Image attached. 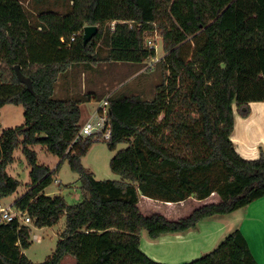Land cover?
Here are the masks:
<instances>
[{"label":"trees","instance_id":"obj_1","mask_svg":"<svg viewBox=\"0 0 264 264\" xmlns=\"http://www.w3.org/2000/svg\"><path fill=\"white\" fill-rule=\"evenodd\" d=\"M65 13L47 9L31 22L20 0H0V61L10 65L11 80L0 74L1 109L24 106L23 124L0 131V201L20 181L8 172L18 148L30 166V182L14 204L36 227L53 226L64 215L66 227L53 254L42 263L24 250L31 231L15 220L0 223V264H168L141 249V233L151 239L185 233L210 217L230 214L264 197V152L244 158L232 140L235 111L246 117L251 102L264 101V0H71ZM87 25L98 33L84 44ZM159 33L165 55L157 61L164 77L152 99L108 95L111 158L121 180H99L82 158L100 134L76 140L83 102L94 92L57 98L56 84L74 66L93 69L100 61L143 63L157 57L147 41ZM74 36V40L72 37ZM100 42L108 48L105 55ZM31 78L34 93L20 82L15 66ZM105 97V98H106ZM101 99V98H100ZM104 99V98H103ZM101 99V100H103ZM67 161L79 174L82 199L68 205L45 189L55 170L38 162L34 146ZM203 204L176 220L146 215L140 199ZM181 264H259L240 229L211 252Z\"/></svg>","mask_w":264,"mask_h":264},{"label":"rangeland","instance_id":"obj_2","mask_svg":"<svg viewBox=\"0 0 264 264\" xmlns=\"http://www.w3.org/2000/svg\"><path fill=\"white\" fill-rule=\"evenodd\" d=\"M20 1L23 3L31 22H34L44 10L53 9L65 13L71 6V0ZM149 39L153 42L157 51V57L154 59H149L141 64L103 60L93 64V69L82 68L79 92H83V94L94 92L99 98L83 102L81 125L97 110L102 103L101 99H105L106 95H137L143 99H152L156 86L161 83L164 77L163 67L157 61L165 55V50L163 38L159 33L148 35L147 41ZM98 49L102 55H105L108 48L103 42H100ZM71 70L69 68L67 73ZM0 74L4 79L11 80L14 72L9 64L0 61ZM24 121V106L22 104L9 103L2 107L0 131L21 125ZM126 146V144H119L116 150H110L106 140L100 139L92 144L83 156L82 163L93 172L96 179L121 180V176L111 169L110 161L118 150ZM34 149L38 155V162L49 166L51 170H55L52 184L45 189L46 194L50 196L61 195L68 205L81 201L82 184L79 174L71 169L67 161L62 162L60 167L57 168L61 158L48 152L44 146L37 145L34 146ZM14 157L16 160L8 167V172L20 181V186L14 194L5 198L4 202L6 204L24 194L30 182V166L21 147L16 149ZM219 200V195L214 193L205 200L189 198L185 202L182 201L175 203L173 206H167V202L141 197L140 208L146 215L162 213L167 208H171L174 211L172 215L174 218L171 219L176 220L188 216L195 208L203 204ZM167 211L169 210L167 209ZM65 227V215L53 226L36 227L32 224L31 245L24 250L25 255L35 263H42L47 260L53 254ZM236 229L242 230L248 238L259 264H264V198L230 214L202 220L196 229L190 230L189 243L176 242L170 245H160L148 236L146 230H142L141 249L156 261L181 264L213 251L228 234ZM150 244L152 246H149ZM60 264H75V259L73 256L67 255Z\"/></svg>","mask_w":264,"mask_h":264},{"label":"crops","instance_id":"obj_3","mask_svg":"<svg viewBox=\"0 0 264 264\" xmlns=\"http://www.w3.org/2000/svg\"><path fill=\"white\" fill-rule=\"evenodd\" d=\"M82 68L83 66H74L70 68L72 70L69 71V73H67L68 72L67 70L66 72L61 74L55 87V96L57 98H67L71 96L72 97L77 96L78 94H83V92L82 93L79 92L80 91L79 85L82 76ZM250 106H251V112L246 117L240 115L237 111H235V128L232 134V140L235 143L237 151L244 158L256 159L260 156L262 151L264 152V101L251 102ZM83 108H84V104L81 105L82 112H83ZM96 111L97 110H95L90 117H92ZM142 197L147 198L145 196ZM263 198L258 200H263ZM4 200L5 199H3L2 202H4ZM13 202H15V200L12 201L11 203ZM167 204H168L167 206L175 205V203H171V202ZM167 209L169 211H167ZM167 209L166 211L162 212V214H164L166 217L170 219L174 218L172 216L174 214V211H172L171 208H167ZM189 232L190 230L185 233L167 234L154 240L155 242H158L157 244L160 245H164V244L170 245V244H175L176 242L189 243L191 236ZM149 246H152V244H150Z\"/></svg>","mask_w":264,"mask_h":264},{"label":"built area","instance_id":"obj_4","mask_svg":"<svg viewBox=\"0 0 264 264\" xmlns=\"http://www.w3.org/2000/svg\"><path fill=\"white\" fill-rule=\"evenodd\" d=\"M74 40V36L72 37ZM151 46L153 42H148ZM108 100L107 97L102 100L99 108L92 117H89L87 121L82 125L79 130L76 140L91 135L100 134L101 138L109 139L111 135L110 126L108 123ZM17 220L20 226L27 231H31V225L33 224L32 217L25 211L19 209L14 202L6 204L0 201V223H7Z\"/></svg>","mask_w":264,"mask_h":264},{"label":"water","instance_id":"obj_5","mask_svg":"<svg viewBox=\"0 0 264 264\" xmlns=\"http://www.w3.org/2000/svg\"><path fill=\"white\" fill-rule=\"evenodd\" d=\"M99 27L97 25H87L84 28V34H83V41L84 44H87L97 33H98ZM16 74L18 79L20 80L21 83L25 84L28 88L29 91L34 93L33 89V83L31 78L26 77L21 69L20 65L15 66Z\"/></svg>","mask_w":264,"mask_h":264}]
</instances>
